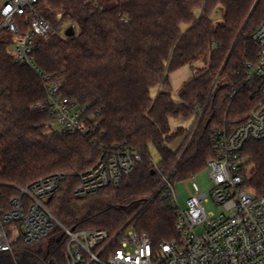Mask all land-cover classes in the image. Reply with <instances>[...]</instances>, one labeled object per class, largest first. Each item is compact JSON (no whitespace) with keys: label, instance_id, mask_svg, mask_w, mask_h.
Returning a JSON list of instances; mask_svg holds the SVG:
<instances>
[{"label":"trees","instance_id":"trees-1","mask_svg":"<svg viewBox=\"0 0 264 264\" xmlns=\"http://www.w3.org/2000/svg\"><path fill=\"white\" fill-rule=\"evenodd\" d=\"M257 1L103 0L99 10L86 0H42V16L57 24L58 13L71 15L77 29L73 38H36L32 59L42 73L64 80V95L87 107L102 133L97 143L80 133H45L47 116L31 110L46 98L45 81L15 61L8 51L11 37L1 31L0 199L8 202L20 195L16 187L63 174L66 182L47 206L64 226L114 235L129 225L155 245L176 239V211L166 188L159 191L163 178L152 148L162 174L173 183L185 181L216 157L213 132L236 126L259 102V81L245 84V73L246 63L257 58L252 37L264 22V0L233 49ZM220 9L216 20L213 14ZM203 59L206 65H194ZM186 66L192 75L176 100L171 75ZM173 118L194 122L173 128ZM178 139L183 142L173 149ZM124 142L142 156L134 171L97 195L76 197L80 176L102 154L100 145L113 149ZM242 156L246 186L263 195L264 140L248 142ZM67 243L57 228L41 243L19 242L13 253H0V264H66Z\"/></svg>","mask_w":264,"mask_h":264},{"label":"built area","instance_id":"built-area-1","mask_svg":"<svg viewBox=\"0 0 264 264\" xmlns=\"http://www.w3.org/2000/svg\"><path fill=\"white\" fill-rule=\"evenodd\" d=\"M103 0H86L103 10ZM42 0H1L0 32L8 33L14 46L12 56L29 66L44 81L46 98L31 107L45 114L50 134L80 133L98 142L99 125L85 106L63 93V79L41 72L32 59L36 38L77 29L71 15L57 14L53 24L40 13ZM62 23L67 27L63 28ZM258 47L255 61L246 63L245 84L259 81L261 99L236 126L213 132L216 157L208 162L210 191L202 192L196 175L185 180L192 191L187 208H180L175 183L163 175L159 191L166 188L177 220L176 239L155 245L147 233H138L126 225L111 235L104 229H76L64 226L49 210L47 203L66 182V175L41 178L26 188L16 187L20 195L8 202L0 199V253H13L19 242L33 245L43 242L60 229L67 236L66 264H264V194L256 195L245 184L246 159L242 152L250 141L264 140V22L253 34ZM195 108L200 109L197 105ZM101 156L92 169L80 176L75 196L97 195L109 186H117L141 162V154L127 142L113 149L100 145ZM213 202L222 212L208 213L205 204ZM48 264H57L50 260Z\"/></svg>","mask_w":264,"mask_h":264},{"label":"rangeland","instance_id":"rangeland-1","mask_svg":"<svg viewBox=\"0 0 264 264\" xmlns=\"http://www.w3.org/2000/svg\"><path fill=\"white\" fill-rule=\"evenodd\" d=\"M220 12L222 14L223 10L222 9H220L219 11L216 10L215 13L213 14V18L216 20H219L220 19ZM61 26H63V28H66L67 24L62 23ZM8 51L10 54H13L14 53V46H10ZM207 62L208 61L206 59H203L199 62H196L194 65L202 66V65H206ZM191 75H192L191 66H186V67L176 71L175 73H173L171 75V83H172V88H173L172 93H173L174 99H176V100L179 99V91H180L181 87L183 86V84L185 83V81L188 80ZM159 89H160V87L158 86V87H154L151 90V94L153 97H156V95L159 92ZM200 119H201V116L199 118V121H200ZM199 121H198V123H199ZM193 122H194V118L187 119V120H183L182 118H173L171 120V126L173 128H176L178 126H184L186 128H190L192 126ZM198 123H197V125H198ZM197 125H196V127H197ZM45 133L47 135H49L48 131H45ZM182 142H183V139L176 140L172 144V148L178 149L180 147V145L182 144ZM152 159H153L154 163H158V161H159V155H158L155 148H152ZM196 181L199 184L202 192L208 193L210 191L211 182L209 179V174H208L207 169L196 175ZM175 187H176V192L179 196V199H178L179 206L181 209L186 210L187 201L190 198L191 194L193 193L191 183L186 182V181L175 182ZM205 208H206V211L208 213H213L216 216H219L222 212L221 208L217 207L211 201L205 204Z\"/></svg>","mask_w":264,"mask_h":264},{"label":"water","instance_id":"water-1","mask_svg":"<svg viewBox=\"0 0 264 264\" xmlns=\"http://www.w3.org/2000/svg\"><path fill=\"white\" fill-rule=\"evenodd\" d=\"M258 1H259V0H258ZM258 1H257V3L255 4V6H254V8H253V10H252V12H251V14L249 15V17H248V19H247V21H246V23H245V25H244V27H243V29H242V31H241L239 37H238V39H237V41H236V43H235L233 49L235 48L237 42L239 41L240 37H241L242 34L244 33V30H245V28H246V26H247V24H248V22H249V20H250V18H251V16H252V14L254 13V10L256 9V6H257V4H258ZM66 36H67L68 38H73V37L75 36V30H74L73 28H69V29L66 31ZM231 53H232V52H231ZM230 55H231V54H230ZM230 55H229V57L227 58L225 65L227 64V62H228V60H229V58H230ZM225 65H224V67H225ZM224 67H223V69H224ZM223 69H222V71H221V73H220V75H219V77H218V79H217V81H216V83H215L213 89H215V87H216V85H217V83H218V81H219V79H220V77H221V74H222V72H223ZM205 111H206V110H204V111L201 113V119H200V121H199V123H198V125H197V127H196V129H195V132L197 131V129L199 128V126H200V124H201V121H202V118L204 117ZM195 132H194V134H195ZM194 134H193V135H194ZM187 147H188V145H187ZM186 149H187V148H186ZM186 149L183 151V153H182V155H181V157H180V159H179V162H180L181 159L183 158ZM179 162H178V163H179ZM177 165H178V164H177Z\"/></svg>","mask_w":264,"mask_h":264}]
</instances>
